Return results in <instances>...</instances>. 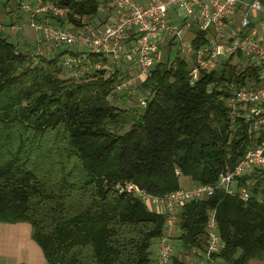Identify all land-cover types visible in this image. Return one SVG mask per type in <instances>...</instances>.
<instances>
[{
	"label": "trees",
	"instance_id": "16d2710c",
	"mask_svg": "<svg viewBox=\"0 0 264 264\" xmlns=\"http://www.w3.org/2000/svg\"><path fill=\"white\" fill-rule=\"evenodd\" d=\"M10 1L20 11L5 13H15L17 20L22 13L32 28L24 0H0L2 6ZM44 2L62 13L48 10L39 17L72 31L107 20L98 0ZM3 29L0 222L30 224L48 264H156L151 245L163 233L165 215L117 184L132 182L162 196L182 187L181 177L207 184L232 169L257 139L245 121L230 118L225 100L232 84L255 78L256 65L237 53L192 80L190 57L178 51L171 58L177 43L169 39L162 58L139 83L147 93L144 104L130 114L112 93L122 74L117 68L97 69L96 61L74 78L85 67L77 62L84 53L75 45L66 47L77 53L63 49L49 55ZM187 37L194 48L204 41L193 28ZM67 55L75 58L70 65L64 63ZM233 182L235 193L216 189L181 204L173 249L175 241L201 258L206 214L215 208L224 248L214 257L224 264L264 261V166L251 167ZM241 190L248 194L244 201L237 194ZM182 254L173 250L168 264H188Z\"/></svg>",
	"mask_w": 264,
	"mask_h": 264
},
{
	"label": "built area",
	"instance_id": "2783aa9c",
	"mask_svg": "<svg viewBox=\"0 0 264 264\" xmlns=\"http://www.w3.org/2000/svg\"><path fill=\"white\" fill-rule=\"evenodd\" d=\"M99 9L110 12L113 19L104 26L87 25L85 31H72L58 26L47 18H40L48 10L62 11L44 0H24L23 10L28 14L29 26L46 40L75 45L82 53L101 58L94 65L107 69L119 65L124 59L133 68L122 74L112 91L119 96L135 94L139 83L152 71L159 60L165 40L174 39L180 52L190 57L188 76L197 80L201 72H211L219 62L237 53L256 65L255 78L248 82L232 84L225 104L230 118H240L248 124L256 144L248 146L233 166L218 175L213 183L195 184L169 191L162 196L151 195L132 182L117 184L118 188L134 193L149 208L165 215L163 233L155 240L156 264H168L173 254L172 239L177 232V209L181 204L202 196L211 195L216 189L235 193V177L251 167L264 166V22L258 27L254 17L264 12L258 0H98ZM4 26L0 22V28ZM14 28V27H13ZM195 29L203 34L204 41L194 48L186 33ZM196 37V32L192 36ZM74 57L65 56L70 65ZM118 69V68H117ZM237 194L243 199L246 191ZM206 250L201 254L206 264H224L214 256L224 248L220 236L216 209L206 214Z\"/></svg>",
	"mask_w": 264,
	"mask_h": 264
},
{
	"label": "rangeland",
	"instance_id": "374dc122",
	"mask_svg": "<svg viewBox=\"0 0 264 264\" xmlns=\"http://www.w3.org/2000/svg\"><path fill=\"white\" fill-rule=\"evenodd\" d=\"M8 8H12L13 11L19 10V9H17L15 2H13V1L8 2V4L6 6H2L1 2H0V21L2 22V24L4 26L3 27L4 29L3 28L2 29L4 30L5 33L7 32L9 35H12V38H16V37L19 38L20 36H22L21 33L24 32V30L21 31L22 30L21 27H23V25L21 23L16 22L17 17L15 15H12L10 13H5ZM100 10H101V12L104 11L102 9H100ZM20 14H21L20 18H22L23 17L22 13H20ZM101 14L103 15V13H101ZM10 19L13 21H11ZM253 19H254V22L256 23V25L259 27L260 24L262 22H264V12L259 13ZM35 34H36V36L35 35L32 36L34 44H33V42H31V43L28 42V44L32 45L31 47L39 46L40 47L39 49L46 48L47 52L49 51V55H51L55 49H57L59 51V50H63L66 47V45H64V44H59L56 42L50 43V42L46 41L45 39L41 38V36H39V34L38 35H37V33H35ZM24 41L26 42V40H24ZM167 41H169V38L163 42V46L161 48L159 59L162 58L163 49H164L165 43ZM23 49H25V48H23ZM50 51H52V52H50ZM178 51L179 50H178L177 46L173 47V49L170 53V57L173 58ZM67 74L71 75V71L69 70ZM80 74H82V73H77V75H75V77L79 76ZM112 93L114 94L113 91H112ZM135 93L136 94L127 95V96H119L117 94H114V99L122 107L127 108L128 112L131 114L134 111L140 110L141 105L144 104V99H145L146 94H147L146 91L144 90V88H141V87H138ZM127 126L128 125H126V127ZM180 186H182V187H188L189 186V185H187L186 179L184 177H181V179H180ZM16 223H20L19 226H14V225L11 226V225H8L10 223L0 222V262H3L2 264H7L8 262H10L11 264H32V263L38 262L39 260L37 259V257H35V252L33 250H30V246H29L28 231L30 229H32L31 225L28 223H25V222H16ZM3 227H9V229H10V227H12V229L14 231H17L16 227H19V228H17L18 229L17 232H14L13 230H12L13 232H10V231H6V229H2ZM30 243H32V242H30ZM174 243H176V242L174 241ZM153 244H154V242H153ZM153 244L151 245V249H152L151 252L153 254V257H156V247ZM34 246L38 247V246H36V244H34ZM175 247H176V244L174 245V249H173L176 252L177 249H175ZM40 256H42V255L40 254ZM41 260L43 261L42 257H41ZM196 261H197V258L195 259L194 262L196 263ZM170 264H171V262H170Z\"/></svg>",
	"mask_w": 264,
	"mask_h": 264
},
{
	"label": "crops",
	"instance_id": "0c3cea01",
	"mask_svg": "<svg viewBox=\"0 0 264 264\" xmlns=\"http://www.w3.org/2000/svg\"><path fill=\"white\" fill-rule=\"evenodd\" d=\"M100 13H103V15L105 16L104 18H106L107 20L106 21H108V20H112L113 19V16H112V14H110V12H108V11H103V12H101V10H100ZM10 14H12V15H16L15 13H11L10 12ZM18 22L20 21V22H22V25H23V27H21V31H23L24 30V32H22L21 33V35L23 36V38L27 41V42H33V39H32V36L33 35H35L36 36V34L35 33H37V35L39 34V36H41V38H44L43 36H42V34L41 33H39V32H37V31H35V30H32L31 28H29L27 25H26V23H24V22H26V17L25 16H23L22 18H21V20H20V18H19V20H17ZM105 21V22H106ZM105 22L100 26V27H102V26H104V24H105ZM188 34H189V32H187L186 33V36H188ZM33 44H34V42H33ZM40 47L39 46H37L36 47V50L37 51H42L43 49H39ZM64 49H67V50H73L74 52H78L77 51V49L74 47V48H69V47H65ZM45 50H46V48H45ZM59 51H62V50H59ZM57 49H55L53 52L52 51H50V52H52V53H54V52H59ZM48 53H49V51H48ZM77 62L78 63H80V64H85V67H81V69H79L78 71H79V73H82V74H84V72L85 71H87V72H89L90 71V68H91V66L96 62V61H99V60H101V58L100 57H96V56H94V55H87V56H85L84 54L83 55H77ZM84 66V65H83ZM116 68H118V70L123 74H125L126 72H128L131 68H133V66H132V62H130V60L128 61L127 59H124L119 65H111L109 68H107V71H113L114 69H116ZM86 72V73H87ZM82 74H80V76L82 75ZM77 75V74H76ZM75 77V76H74ZM78 77V76H77ZM185 179H186V183H187V185H189V187L190 186H192V185H194V183L193 182H191V180L188 178V177H184ZM234 183V182H233ZM233 183H232V186H233ZM19 224L20 223H10V224H8V225H14V226H19ZM17 228H19V227H16V230L18 231V229ZM32 228V227H31ZM2 229H6V231H10V232H13L14 230L12 229V227H10V229H9V227H3ZM13 230V231H12ZM29 230V229H28ZM17 231H14V232H17ZM28 236H29V246H30V250H33L34 252H35V257H37V259L39 260L38 262H36V263H32V264H48L47 263V261H46V259L44 258V256H43V254H42V251H41V249H40V247L35 243V241L33 240V238H32V229H30L29 231H28ZM30 242H32V243H30ZM32 244V245H31ZM34 244H36V246H38V247H35L34 246ZM176 244V247H175V249H177V251L178 252H182L183 254L182 255H184V257H185V260L188 262V264H206V263H204L203 261H202V259L199 257V256H196V255H190L189 253H186V252H183V250L180 248V246H179V244L178 243H175ZM40 254L42 255V256H40ZM41 257L43 258V261L41 260ZM195 257V258H194ZM197 258V261H196V263L194 262L195 261V259ZM3 262H0V264H2ZM7 264H11L10 262H8ZM247 264H264V261H261V260H259V259H257V258H252V259H250L249 261H248V263Z\"/></svg>",
	"mask_w": 264,
	"mask_h": 264
}]
</instances>
